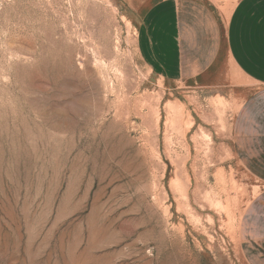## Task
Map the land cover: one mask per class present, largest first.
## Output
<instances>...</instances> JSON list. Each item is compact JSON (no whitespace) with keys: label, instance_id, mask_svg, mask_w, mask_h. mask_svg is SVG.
Returning <instances> with one entry per match:
<instances>
[{"label":"rangeland","instance_id":"374dc122","mask_svg":"<svg viewBox=\"0 0 264 264\" xmlns=\"http://www.w3.org/2000/svg\"><path fill=\"white\" fill-rule=\"evenodd\" d=\"M151 2L0 0V264H264L238 75H151Z\"/></svg>","mask_w":264,"mask_h":264},{"label":"crops","instance_id":"0c3cea01","mask_svg":"<svg viewBox=\"0 0 264 264\" xmlns=\"http://www.w3.org/2000/svg\"><path fill=\"white\" fill-rule=\"evenodd\" d=\"M136 51L151 75L172 84L229 77L227 60L242 98L241 133L233 144L243 158L246 153L258 163L252 175L264 178V0H237L227 15L219 0H152L138 21ZM245 220L261 233L253 240L261 247L264 191L249 205Z\"/></svg>","mask_w":264,"mask_h":264}]
</instances>
